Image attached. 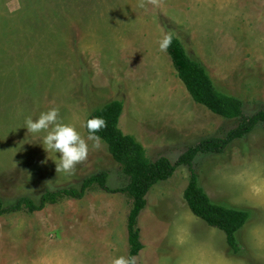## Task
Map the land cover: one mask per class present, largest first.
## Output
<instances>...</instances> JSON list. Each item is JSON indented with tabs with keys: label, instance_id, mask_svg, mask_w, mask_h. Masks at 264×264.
Wrapping results in <instances>:
<instances>
[{
	"label": "rangeland",
	"instance_id": "obj_1",
	"mask_svg": "<svg viewBox=\"0 0 264 264\" xmlns=\"http://www.w3.org/2000/svg\"><path fill=\"white\" fill-rule=\"evenodd\" d=\"M176 36L207 69L216 88L241 99L244 113L264 110V0H0V200L39 204L47 191L79 189L108 173L107 187L129 179L106 143H89L71 174L57 172L59 153L29 133L26 117L60 109L86 139L87 119L119 101V127L156 161L175 163L191 146L223 138L238 121L194 102L164 34ZM199 184L211 200L250 213L237 233L239 254L225 234L190 211L184 193L190 170L154 186L137 227V264H264V124L222 154H200ZM131 199L98 187L83 200L0 217V264H111L129 256Z\"/></svg>",
	"mask_w": 264,
	"mask_h": 264
},
{
	"label": "trees",
	"instance_id": "obj_2",
	"mask_svg": "<svg viewBox=\"0 0 264 264\" xmlns=\"http://www.w3.org/2000/svg\"><path fill=\"white\" fill-rule=\"evenodd\" d=\"M167 52L172 58L179 79L194 102L221 118L238 121L236 128L230 130L223 138H209L189 147L175 163L166 157L152 161L143 145L120 129L123 104L119 101L110 102L96 110L89 118L103 116L107 121V127L101 129L97 135L107 144L111 156L121 166L123 174L129 179L128 185L121 189H109L108 173L102 172L85 179L79 189L47 191L39 204L32 199L21 198L16 204L5 206L0 200V217L25 210L33 214L44 210L48 205H56L63 199L83 200L94 187L108 193L124 194L132 201L128 216L129 256L137 257L143 250L137 224L141 212L147 206V195L154 186L170 180L178 168L185 166L191 173L189 185L184 193L190 211L209 227L222 231L233 253L239 254L241 245L237 240V233L247 224L250 213L213 202L199 184L194 162L200 154H222L233 142L251 134L259 125L264 124V110L251 116L245 115L243 101L219 91L205 66L192 59L182 42L174 35ZM86 131L88 132L87 128Z\"/></svg>",
	"mask_w": 264,
	"mask_h": 264
},
{
	"label": "clouds",
	"instance_id": "obj_3",
	"mask_svg": "<svg viewBox=\"0 0 264 264\" xmlns=\"http://www.w3.org/2000/svg\"><path fill=\"white\" fill-rule=\"evenodd\" d=\"M173 35L164 34L159 41L161 51H166L172 44ZM60 109L50 108L39 114V117L33 119L31 116L26 117L25 126L29 133L39 134L42 136V146L48 153H59L58 162L56 163L57 172H63L71 175L76 165L87 159L89 154V143L92 141V147L101 146V137L97 135L99 131L107 127V121L103 116H92L86 121L88 130L85 139L78 131L77 126L73 123H64L60 120ZM111 264H137L135 256L120 255L111 260Z\"/></svg>",
	"mask_w": 264,
	"mask_h": 264
}]
</instances>
